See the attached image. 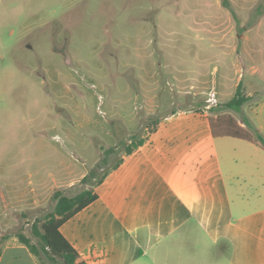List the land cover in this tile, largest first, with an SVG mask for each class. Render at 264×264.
Listing matches in <instances>:
<instances>
[{
	"label": "rangeland",
	"instance_id": "1",
	"mask_svg": "<svg viewBox=\"0 0 264 264\" xmlns=\"http://www.w3.org/2000/svg\"><path fill=\"white\" fill-rule=\"evenodd\" d=\"M240 83L251 100L222 110ZM263 99L264 0H0V242L37 243L56 192L96 191L106 167L83 180L103 149L119 146L112 166L166 116L242 122ZM210 158L219 191L201 182L194 197L221 217L211 258L264 264V147L226 139ZM136 260L152 263L143 247Z\"/></svg>",
	"mask_w": 264,
	"mask_h": 264
},
{
	"label": "crops",
	"instance_id": "2",
	"mask_svg": "<svg viewBox=\"0 0 264 264\" xmlns=\"http://www.w3.org/2000/svg\"><path fill=\"white\" fill-rule=\"evenodd\" d=\"M207 113L189 111L166 116L146 137L145 144L125 155L120 166L96 187L99 199L61 227V233L80 254L81 261L224 264L211 258L222 230L214 225L220 223L221 217L213 215L208 201L199 202L194 195L201 182H214L210 187L214 192L219 191L210 158L215 145L226 139H244L218 135L219 129ZM246 116L264 136V99ZM238 124L245 128L241 121ZM198 160L209 167L196 169ZM151 179L154 183L164 181L166 185L149 189L144 184ZM170 189L178 197L186 198L173 199L168 193ZM100 201L105 202L104 213L84 215ZM140 247L148 249L152 263L136 260ZM0 264L42 262L13 237L1 243ZM235 264H240L239 260Z\"/></svg>",
	"mask_w": 264,
	"mask_h": 264
},
{
	"label": "trees",
	"instance_id": "3",
	"mask_svg": "<svg viewBox=\"0 0 264 264\" xmlns=\"http://www.w3.org/2000/svg\"><path fill=\"white\" fill-rule=\"evenodd\" d=\"M224 2L226 4L227 0H224ZM250 100V97L243 94L242 84H239L235 96L227 103L222 104L221 108L225 111L242 113L244 105ZM242 124L245 125V128L241 127L232 118L227 119L222 117L217 121V128L219 129V134H217L257 142L264 147L263 134L253 125L248 116H243ZM246 128L251 133L246 131ZM145 142L146 138L133 136L131 143L126 146V155H131L135 150L144 145ZM118 149L119 146L103 149V157L90 174L84 178L83 182H91L96 178L99 170L106 167L108 170L95 183V187L102 184L111 171L117 169L123 162V158H121L115 165H110L112 156L117 154ZM54 199L56 201L55 209L46 217L41 229H39L38 225H34L33 231L34 237L37 238V243H33L30 238L23 234L17 235V238L40 259L42 264H87L80 260V254L67 241L60 229L73 216L97 201L99 199L98 194L94 189H86L74 197H68L59 191L55 193Z\"/></svg>",
	"mask_w": 264,
	"mask_h": 264
},
{
	"label": "built area",
	"instance_id": "4",
	"mask_svg": "<svg viewBox=\"0 0 264 264\" xmlns=\"http://www.w3.org/2000/svg\"><path fill=\"white\" fill-rule=\"evenodd\" d=\"M211 101H216V99H211Z\"/></svg>",
	"mask_w": 264,
	"mask_h": 264
}]
</instances>
